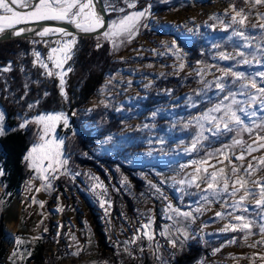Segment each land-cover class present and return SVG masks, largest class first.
Listing matches in <instances>:
<instances>
[{
	"label": "rangeland",
	"instance_id": "1",
	"mask_svg": "<svg viewBox=\"0 0 264 264\" xmlns=\"http://www.w3.org/2000/svg\"><path fill=\"white\" fill-rule=\"evenodd\" d=\"M149 2L153 5L149 27H141L139 34L132 41L125 40L116 49H113L109 42L112 56L102 79L93 93L74 109L72 120L65 108L19 115L31 118L41 113L64 111L69 117L70 127L65 128L62 123L58 124L55 135L65 139L64 151L69 160L68 167L80 175L74 180L61 175L59 179L52 181L51 190L41 189L36 192L27 185L32 173L23 163L24 173L19 188L7 209H2L0 214L3 220L2 230L10 238V242L5 243L1 263L9 262V256L16 244L15 238L20 237L30 242L31 251L37 255V260L30 257L31 264H103L104 261L108 264H157L149 251L146 238L130 245L136 252V259L123 252L122 243L131 239L136 229L149 217H154L148 231L156 233V240L161 245L167 244L166 239L159 235L164 225L172 223L164 212L167 201L155 193L148 182L157 184L175 205L187 208L192 202L195 207V201L199 197L185 196L181 202L179 194L175 191L178 185L173 182V178L179 180L185 173H191L196 166L192 165L191 161L207 160L208 164L230 169L231 165H228L227 161L217 164L218 160H223L218 152L211 157L199 156V149L195 152H185L183 149L191 145L195 133L192 132L190 141L185 140L182 135L187 134L191 128L194 132L197 131L193 127L195 125L185 128V122L210 108L216 101V90L213 88L209 90L214 97L212 102L207 103L203 109L192 112V106L187 102L188 95L191 94L194 101L204 98L194 94V90L203 87L196 71L204 65H215L216 67H212L204 77L211 80L213 76L219 75L217 67H228L231 64L229 61H220L216 57V50L211 47L212 43L219 42L223 45L221 50L233 52V42L226 39L229 33L219 30L214 32L204 25L206 21L215 23L209 21V16L223 13L233 0H138V7H143ZM235 4L237 8L244 7L246 10L251 7L245 5L243 0H235ZM258 12L264 13V5L251 8L249 24L259 23ZM116 15L109 13L108 22L115 19ZM197 26H200L198 32L188 31L197 29ZM251 34L256 36L259 30L252 29ZM26 38H29V41H38L35 45L30 43L31 55L35 49L41 52L44 58L48 49L42 40L48 39L50 44L55 40V37ZM99 39L104 40L103 37ZM173 39L177 41L183 53L187 54L184 57L183 69L178 68L180 61L176 56L160 46L162 41L170 44ZM152 49L165 54L156 55ZM197 60L203 64L198 65ZM49 65L51 66L50 62ZM258 67L239 66L243 71ZM68 77L69 73L66 76V84ZM168 89L172 92L168 93ZM157 110L158 115L153 118L151 113ZM0 111H3L1 106ZM144 124L153 127L145 129ZM25 131L28 147L23 155L36 140L34 133L37 126L31 124ZM244 133L246 137L243 140L246 144L255 138L254 135L249 137L248 133ZM205 134L213 139L222 136H213L208 132ZM109 136L112 140L106 142ZM160 138L164 139L163 145L159 143ZM231 144L232 142L228 145ZM240 152V146L232 149L234 164L241 163L235 160V155ZM260 155H264V150L246 155L242 163L246 167L252 156ZM181 165L187 167L181 168ZM211 170L210 168L209 171ZM88 173L98 176L99 181L103 182L107 192H102L99 188L96 191L100 192L106 201H110V206H100L101 196L91 191L92 184L97 182L90 180ZM125 177L127 182H124ZM258 177H264V170L256 172L251 179ZM40 183L39 179L32 180L35 187H39ZM190 191L195 192L196 189L192 188ZM5 192L0 193V201L5 199ZM240 194L242 193L238 195ZM227 199L231 200V197ZM38 201L45 203L41 206ZM222 203L223 200L205 206L207 210L198 215L191 229L199 232L203 225L206 235L203 240H189L186 254L174 264H197L201 258L204 264H262L259 254H264V245L249 246L261 239L258 229H254L256 234L249 235L246 240L242 232L220 231L232 219L215 217L217 211H222ZM247 203L251 204L252 201ZM58 208H63V211H58ZM233 237L236 242L228 243ZM118 241L119 245L116 243ZM141 245L144 247L142 256L139 253ZM215 248L220 251L213 254L212 250ZM77 249H80L79 254L73 255ZM253 253L258 255L253 257ZM144 258L147 259L146 262L142 261Z\"/></svg>",
	"mask_w": 264,
	"mask_h": 264
},
{
	"label": "snow or ice",
	"instance_id": "2",
	"mask_svg": "<svg viewBox=\"0 0 264 264\" xmlns=\"http://www.w3.org/2000/svg\"><path fill=\"white\" fill-rule=\"evenodd\" d=\"M243 2L251 7L248 10L244 7L237 8L235 0H233V3L223 13H214L209 16V21H215V23L205 22L204 26L214 32L219 30L229 33L226 39L233 42L234 51L221 50L222 43H212L211 47L216 50V57L220 61L231 62L230 66L217 67L219 75L213 76L211 80H206L204 77L212 67H216L215 65H204L196 71L203 87L194 90L195 96H207L208 91L214 88L216 101L210 108L185 122V128L195 125L197 131L192 138L191 145L183 150L195 152L202 147L203 142L208 139L205 132L213 136L233 131L246 132L249 137L254 135L255 138L246 144L242 138L234 137L231 145H226L217 150L219 155L223 157V160H218L217 164H224V161H227L228 165H231L230 169L208 164L207 160L191 161L192 165H196L191 173H185L179 180L173 178V182L178 185L175 191L179 194L181 202L185 196L196 195L199 197L195 201V207L192 206V202L187 208L175 205L172 200L164 195L157 184L149 181L148 183L155 190V193L167 201L164 212L166 218L172 223L164 225L159 232V235L166 239V245H161L156 240L154 231H148L154 222V217H149L146 222L142 223L131 239L122 242L123 252L132 259H136L137 256L130 245L146 238L149 242V251L157 264H173L176 256L183 253L189 240L198 238L203 240V236L206 235L203 232V225L199 232L191 229V225L196 222L198 215H202L207 210L206 205L221 200H223L222 211H217L215 217L220 219L232 217V219L220 231L242 232L246 240L249 235L256 234L254 229H258L261 239L249 246L264 245V177L251 179L256 172L264 170V155L252 156L246 167L242 163L246 155L250 156L254 152L264 150V13H257L259 23H248L251 8L264 5V0H243ZM152 7L150 2L143 7H138V0H0V40L19 38L26 33H34L41 38L55 37L52 44L49 43L48 39L42 40L48 49L46 58L42 56L41 52L32 50L34 58L31 63L33 67L42 70L40 72L42 77H54L58 80L59 96L63 102L67 103L69 98L66 90V76L73 69L70 66L66 67V65L75 55L80 43L79 34L82 33L86 36L96 34L95 47L97 49L101 47L99 37L109 41L113 49H116L125 40L132 41L139 34L141 27H149L148 21L152 17ZM104 13L117 15L115 19L106 22ZM41 21L65 22L72 25L76 32L51 25L43 26L40 30L26 27ZM21 25H25V27H21ZM199 27L197 26L195 30L188 29V31L190 33L198 32ZM252 29H258L259 34L253 36L251 34ZM29 43L35 45L38 41L31 40ZM53 44L54 46H52ZM160 46L165 48L168 53L176 56L177 60L180 61L179 69L185 67L184 57L187 54L183 53L175 39L170 44L162 41ZM151 51L156 55L165 54L164 52H157L156 49ZM196 63L198 65L203 64L200 60H197ZM12 64L13 62L9 60L6 65H0V72H11L13 70ZM254 65L259 67L250 71H243L239 68V66L251 68ZM20 71H25L23 66H21ZM161 75L164 74L161 73ZM33 83L39 84L40 81H33ZM23 88L24 94L20 100H24L28 95V83H25ZM4 90L8 91L7 86ZM166 91L172 92L171 89ZM49 95L50 93L47 91L43 93L44 97ZM187 102L190 106L195 107L199 101H194L192 95L189 94ZM39 103L40 100L37 99L28 103L27 108L34 109ZM157 115L158 110L151 113L153 118ZM5 122L6 113L0 111V137L5 136L8 131L27 130L31 124L37 126V131L34 133L36 140L22 157V162L32 173V178L27 181V185L34 188L36 192L41 189L51 190L53 188L52 181L59 179L61 175L69 176L73 180L80 175L79 172H73L68 167L69 160L64 151L65 139L55 135L58 124L62 123L65 128L70 127L69 117L64 111L41 113L31 118L18 116L17 124L11 129L6 127ZM152 127L149 124L143 125L145 129ZM75 135L76 133L73 131V136ZM110 140H112L111 136L106 138V142ZM159 143L163 145L164 139L160 138ZM236 146L241 148L240 154L235 155V160L241 162L239 165L232 162L234 155L232 149ZM148 154L151 155V152ZM208 155L211 157L214 153ZM185 167L187 166L181 165V168ZM210 168L211 171H209ZM4 175L5 169L0 165V177ZM87 175L90 180L97 182L92 184L91 191L101 196L100 206L102 208L105 207V204L110 206V201H106L101 193L96 191L99 188L102 192H107L103 182L99 181L98 176H93L91 173ZM35 179L40 180L39 187L32 184V180ZM124 182H127L126 177ZM192 188L196 191L191 192L190 189ZM239 193L242 194L238 195ZM227 197H231V200H228ZM249 200L252 201L251 204L247 203ZM33 202H37L35 198H33ZM38 203L43 206L45 202L38 201ZM57 210L63 211V208ZM105 213L107 215V209H105ZM33 239H39V237H33ZM72 239L74 240L75 237L73 236ZM235 242V237L228 241V243ZM15 243L17 247L9 256L10 264H16L13 257H17L20 261L26 259L23 251L18 248L25 241L16 237ZM116 243L117 245L120 244L119 241ZM79 251L80 249H77L72 254L78 255ZM212 251L215 254L220 249L215 248ZM139 253L141 256L144 253L142 245L139 246ZM28 255L30 256L31 253L29 252ZM252 255L256 257L258 254L253 253ZM259 258L264 264V254H259ZM103 264H108V262L104 261ZM197 264H204L203 259L198 260Z\"/></svg>",
	"mask_w": 264,
	"mask_h": 264
},
{
	"label": "trees",
	"instance_id": "3",
	"mask_svg": "<svg viewBox=\"0 0 264 264\" xmlns=\"http://www.w3.org/2000/svg\"><path fill=\"white\" fill-rule=\"evenodd\" d=\"M108 17H109V13ZM80 36V43L77 47L75 55L68 65L72 67L73 71L69 73L67 79L66 90L68 93V102L65 103L61 100L58 91V81L56 78L42 77L40 75L41 69L33 67L32 55L29 52V38L19 37L8 40L0 41V65H6L11 60L13 62L11 72H0V106L6 113V127L11 129L18 122V116L21 114H30L33 112L49 109H61L65 108L69 113V117L72 120L73 111L75 108L85 101L90 96L97 84L101 81L104 74V70L108 66L112 52L109 41L101 40V47L97 49L95 47L96 36ZM21 66L25 71L21 72ZM39 80L40 83L36 84L33 81ZM28 83V95L24 100H20V97L24 94L23 85ZM7 86L8 91H5ZM47 91L50 93L48 97H44L43 93ZM211 91H208L207 96H203V99H199L195 107H191L193 111H199L208 103L212 102L214 97L211 95ZM39 99L40 103L34 109H28L27 104L32 103ZM194 129L196 128L193 126ZM194 130L191 128L187 134H183L185 140L190 141ZM239 133V134H238ZM207 135V134H205ZM208 136V135H207ZM246 137L244 132L233 131L231 133H224L220 137L215 139L208 136V139L203 142V146L199 148L197 154L199 156H209V153H217L220 146H226L232 142L233 138ZM187 142V141H186ZM28 147V141L26 137V131H8L5 136L0 137V165L5 169V175L1 177V180L5 183L4 193L5 199L3 200V210H6L11 200L15 196L16 190L23 178L24 165L22 157L24 151ZM10 238L6 235L4 230L0 235V260L5 251V243H9ZM25 243L18 246L23 251V255L26 257L24 261H20L17 257L16 264H31L30 257H34L37 260V255L33 254L28 240H23ZM188 245V243H187ZM17 247L15 244L14 248ZM175 251V249H173ZM31 253L29 256L28 253ZM187 252V246L182 254L176 256V263L181 256ZM19 255V252H18ZM146 262L147 259H142ZM0 264H3L0 262ZM7 264H10V260Z\"/></svg>",
	"mask_w": 264,
	"mask_h": 264
},
{
	"label": "water",
	"instance_id": "4",
	"mask_svg": "<svg viewBox=\"0 0 264 264\" xmlns=\"http://www.w3.org/2000/svg\"><path fill=\"white\" fill-rule=\"evenodd\" d=\"M104 17H105L106 22H108V14L107 13H104ZM45 25L64 27V28H67L71 32H76V29L72 25H69V24H67L65 22H58V21H41V22H37V23L30 24V25H27V26H30L33 29L39 30L40 27L45 26ZM21 27H25V25H21ZM79 35L86 36V35H84L82 33L79 34ZM34 36H35L34 33H26L22 37H34ZM91 36H96V34H92ZM48 38H52V37H48ZM4 198L5 197H3V199ZM2 221H3L2 220V216L0 215V235H1V231H2Z\"/></svg>",
	"mask_w": 264,
	"mask_h": 264
},
{
	"label": "bare ground",
	"instance_id": "5",
	"mask_svg": "<svg viewBox=\"0 0 264 264\" xmlns=\"http://www.w3.org/2000/svg\"><path fill=\"white\" fill-rule=\"evenodd\" d=\"M45 26H49V25H45ZM52 26V25H51ZM26 27H30V26H26ZM43 27V26H42ZM40 27L39 30L42 28ZM35 35V34H34ZM34 37H38V36H34ZM38 38H41V37H38ZM48 38V37H46ZM3 192H5V184L4 182L1 180V177H0V193L3 194ZM2 209H3V201H0V214L2 212Z\"/></svg>",
	"mask_w": 264,
	"mask_h": 264
}]
</instances>
